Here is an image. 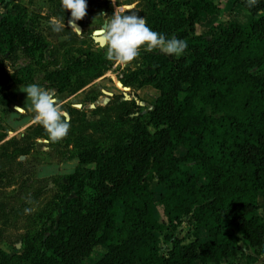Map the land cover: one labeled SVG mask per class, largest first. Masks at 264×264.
Instances as JSON below:
<instances>
[{
	"label": "trees",
	"instance_id": "trees-1",
	"mask_svg": "<svg viewBox=\"0 0 264 264\" xmlns=\"http://www.w3.org/2000/svg\"><path fill=\"white\" fill-rule=\"evenodd\" d=\"M145 1L147 26L188 47L172 58L145 54L152 71L138 83L157 91L152 108L121 121L129 130H119L109 149L76 153L79 164L92 165L88 178L80 176L85 170L68 175L76 202L39 249L19 254L23 264H221L238 242L250 250L242 254L247 264L264 253V0L251 8L239 0L246 22L217 25L209 43L195 25L217 14L214 0ZM82 56L76 60L85 67L99 62L90 51ZM70 73L67 66L45 79L60 92ZM20 138L10 141L16 155L33 147ZM155 204L164 221L156 219ZM186 216L184 241L175 230ZM96 246L104 250L86 263Z\"/></svg>",
	"mask_w": 264,
	"mask_h": 264
},
{
	"label": "rangeland",
	"instance_id": "rangeland-1",
	"mask_svg": "<svg viewBox=\"0 0 264 264\" xmlns=\"http://www.w3.org/2000/svg\"><path fill=\"white\" fill-rule=\"evenodd\" d=\"M214 1L217 14L206 16L195 25V32L201 34L204 43L210 42L217 25L227 20L243 24L249 17L239 0ZM145 2L86 0V16L77 22L83 35L78 36L67 26L71 13L62 11L61 0H0V144L9 141L0 149V264H23L19 254L28 246L39 249L41 240L54 231L60 213L74 205L76 197L67 189V177L75 170H85L80 176L88 178L92 166L79 164L76 153L81 149L97 153L109 149L112 141H119V130H129L121 121H132L152 108L157 91L138 83L152 71L144 60L148 52L141 49L138 59L122 67L105 58V50L92 35L118 6L132 5V11L143 17ZM101 13L106 15L102 17ZM54 17L64 19L65 29L59 33L50 25ZM85 51L99 59L96 66L85 67L77 62V58H84ZM154 52L162 53L158 49ZM67 66L71 68L68 84L58 92L45 79L46 73ZM30 84L53 91L63 110L72 113L70 130L61 142H43L47 138L44 129L33 123L34 114L24 106L27 94L23 89ZM14 107L25 110L18 112ZM98 120L105 123L103 129L86 124ZM20 136L25 138L21 143H33L24 155H16V144L10 142L11 138L21 140ZM149 186L156 191L161 188L154 182ZM262 200L259 196V206ZM154 213L158 221H164L158 204L154 205ZM256 213L263 217L260 208ZM116 221L119 222L118 216ZM188 222L184 217L175 230V235L184 241L189 239H185ZM160 241L161 248H165L164 238ZM102 250V246H96L85 262L93 261ZM248 253L250 250L238 242L232 255L221 264H247L242 254ZM252 264H264V253Z\"/></svg>",
	"mask_w": 264,
	"mask_h": 264
},
{
	"label": "clouds",
	"instance_id": "clouds-1",
	"mask_svg": "<svg viewBox=\"0 0 264 264\" xmlns=\"http://www.w3.org/2000/svg\"><path fill=\"white\" fill-rule=\"evenodd\" d=\"M257 0H246L249 8L255 6ZM62 11L71 13L68 27L78 36L83 35L77 22L86 16V0H61ZM132 5L118 6L114 14L103 21L100 28L93 31L101 37L100 46L105 50V58L116 65L127 67L139 58L141 49L151 53L159 50L169 56H180L187 49V42L172 38L166 39L162 34L147 26L145 18L132 11ZM106 14L101 13L104 17ZM50 25L54 32L65 29L64 19L52 18ZM30 102L28 110L32 112L33 123L40 125L47 138L45 144H56L66 138L70 130V116L63 110L59 98L51 90H46L36 84H30L23 89ZM24 108L16 111L23 112ZM30 212V209H26Z\"/></svg>",
	"mask_w": 264,
	"mask_h": 264
},
{
	"label": "water",
	"instance_id": "water-1",
	"mask_svg": "<svg viewBox=\"0 0 264 264\" xmlns=\"http://www.w3.org/2000/svg\"><path fill=\"white\" fill-rule=\"evenodd\" d=\"M80 28V27H79ZM94 31V30H93ZM94 39L98 42V43H101V37H100V35L99 34H97L95 37H94ZM15 109L17 108V107H14Z\"/></svg>",
	"mask_w": 264,
	"mask_h": 264
},
{
	"label": "crops",
	"instance_id": "crops-1",
	"mask_svg": "<svg viewBox=\"0 0 264 264\" xmlns=\"http://www.w3.org/2000/svg\"><path fill=\"white\" fill-rule=\"evenodd\" d=\"M24 106H25L26 108H29V106H30V102H25V103H24ZM17 119H19V118H17Z\"/></svg>",
	"mask_w": 264,
	"mask_h": 264
}]
</instances>
